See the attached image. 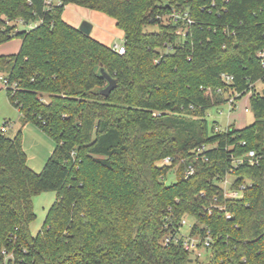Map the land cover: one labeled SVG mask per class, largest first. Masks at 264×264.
Wrapping results in <instances>:
<instances>
[{
	"label": "trees",
	"instance_id": "trees-1",
	"mask_svg": "<svg viewBox=\"0 0 264 264\" xmlns=\"http://www.w3.org/2000/svg\"><path fill=\"white\" fill-rule=\"evenodd\" d=\"M68 5L114 19L125 52L68 24ZM173 10L193 24L157 19ZM14 38L19 52L0 56L9 100L56 146L37 173L23 132L0 130V264H264V0H0V46ZM101 68L117 81L108 96ZM248 94L253 124L210 129V109ZM250 151L256 164L234 165ZM230 171L251 184L241 199L219 184ZM47 192L57 199L34 236L33 200ZM184 218L211 238L207 263L176 241Z\"/></svg>",
	"mask_w": 264,
	"mask_h": 264
},
{
	"label": "rangeland",
	"instance_id": "rangeland-1",
	"mask_svg": "<svg viewBox=\"0 0 264 264\" xmlns=\"http://www.w3.org/2000/svg\"><path fill=\"white\" fill-rule=\"evenodd\" d=\"M54 5L59 4V0H51ZM63 19L70 25L79 27L83 22H89L94 26V30L91 37L95 40L114 47L115 45H124L125 38L122 31L115 25V20L100 14L98 12L90 11L85 8L68 5L64 9ZM40 22L31 23L29 25L22 22L16 23L18 30L28 31L39 25ZM148 32H156L158 30L157 25H148L146 27ZM122 33V34H121ZM123 36V37H122ZM181 41V38H178ZM21 46V40L14 38L0 48V52L4 54H15L19 51ZM8 73L0 72V126L5 122H8L9 128L7 136L14 138L17 134L23 132V144L26 154L28 156V166L35 172L40 173L52 152L55 149V142L51 140L47 135L41 132L35 125H24L21 113L15 108L7 93L4 80L7 78ZM258 91L264 89V81H260L256 84ZM248 95L238 99L236 101V109L230 111L229 104L226 103L220 107H213L208 111L207 120L209 122L210 129L214 126H218L224 130L229 125H235L237 129H243L255 122V117L252 111L245 112L246 107L249 108ZM159 166H163V163H158ZM177 168L173 169L166 176V183L172 184L177 181ZM57 194L55 192L42 193L41 195L34 197V210L36 213V220L30 225V231L32 235L36 236L42 229L47 214L55 203ZM193 220L189 219V224H192ZM190 230L189 226H185L183 229L184 234H187ZM203 255L200 260L202 263H207L210 258V253L200 250Z\"/></svg>",
	"mask_w": 264,
	"mask_h": 264
},
{
	"label": "built area",
	"instance_id": "built-area-1",
	"mask_svg": "<svg viewBox=\"0 0 264 264\" xmlns=\"http://www.w3.org/2000/svg\"><path fill=\"white\" fill-rule=\"evenodd\" d=\"M48 4L49 5L52 4L51 0H48ZM157 19L162 20L165 23H167V22H174V23H179V24L181 23L184 26H190L191 24H193V20L189 16L188 12H182V11H176V10H173L170 15H167L164 17L158 16ZM185 33H186V31L183 28L178 29V31L176 32L177 36H179L181 38L185 36ZM113 49L119 54H123L125 52L123 45H115L113 47ZM258 56L260 57L261 62L264 66V50L260 51ZM223 78L228 82L233 80V77L228 75V74H223ZM3 80H4L6 88L10 87L12 90H14L16 88V84L10 85L9 81L6 78ZM236 101H237V97H232L229 99L228 104L230 107V111H233L236 109ZM250 110H251L250 106H249V108L246 107L245 112H249ZM9 125L10 124L8 122H5L2 126H0V130L4 133H7ZM215 130L220 131L222 129L216 127ZM243 144H245V143H243ZM206 149H207L206 146H203L202 148L198 149L197 150L198 154L203 153ZM244 161H248L251 165L256 164L258 162L257 157H256V153L254 151H250L245 156L234 160V165L241 164ZM160 162L163 163V165L170 166V165L174 164V158L166 157ZM193 174H194V167L190 166L186 170V177H189ZM219 184L224 190L225 198L231 199V200L241 199L244 196V193L247 190V188L249 186H251L250 183H243V184H239L238 186H235V177L233 176L232 171H230V173H228L219 182ZM220 209H223V208L221 207ZM230 217H231V215L228 214L227 218H230ZM181 224H182L181 235L178 236L176 241L177 242L182 241L185 248L188 251H190L195 258L200 259L203 256L200 252L201 249H203L206 252H209L211 238L206 237L204 239V241L201 242L198 237L191 236L189 232L187 234H184V232H183L184 227L191 225V224H189L188 218H184L182 220ZM172 239H173L172 237H168L166 239V243L171 242ZM201 244H202V246L200 247L199 245H201Z\"/></svg>",
	"mask_w": 264,
	"mask_h": 264
},
{
	"label": "water",
	"instance_id": "water-1",
	"mask_svg": "<svg viewBox=\"0 0 264 264\" xmlns=\"http://www.w3.org/2000/svg\"><path fill=\"white\" fill-rule=\"evenodd\" d=\"M79 30L83 34L91 36L93 25L89 22H83L79 27ZM99 74L107 82V85L99 92L105 96H108L116 88L117 81L104 68L100 69Z\"/></svg>",
	"mask_w": 264,
	"mask_h": 264
},
{
	"label": "crops",
	"instance_id": "crops-1",
	"mask_svg": "<svg viewBox=\"0 0 264 264\" xmlns=\"http://www.w3.org/2000/svg\"><path fill=\"white\" fill-rule=\"evenodd\" d=\"M98 13H99V12H98ZM100 14H101V13H100ZM113 20H114V19H113ZM115 25H116V21H115ZM71 26H73V25H71ZM73 27L78 28V27H76V26H73ZM93 30H94V26H93ZM93 30H92V32H93ZM121 31H122V30H121ZM122 33L124 34L123 31H122ZM122 33H121V34H122ZM122 37H123V36H122ZM6 44H7V43H6ZM21 44H22V42H21ZM4 45H5V44L1 45L0 48H2ZM105 45H106V44H105ZM106 46L110 47V45H106ZM20 48H21V46H20ZM20 48H19V50H20ZM18 52H19V51H18ZM18 52H17V53H18ZM15 54H16V53H15ZM2 55H3V56H7V55H13V54H4V52H3V53L0 52V56H2ZM248 104H249L248 106H250V94H249V96H248ZM229 126H230V125H229ZM234 126H235V125H234ZM216 127H218V126H216ZM218 128H219V127H218ZM226 128H227V127H226ZM226 128H225V129H226ZM220 129H221V128H220ZM41 132H42V131H41ZM24 150H25V149H24ZM25 152H26V151H25ZM52 153H53V152H52ZM51 155H52V154H51Z\"/></svg>",
	"mask_w": 264,
	"mask_h": 264
}]
</instances>
